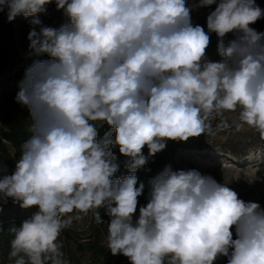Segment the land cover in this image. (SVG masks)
Here are the masks:
<instances>
[{"label": "clouds", "instance_id": "obj_1", "mask_svg": "<svg viewBox=\"0 0 264 264\" xmlns=\"http://www.w3.org/2000/svg\"><path fill=\"white\" fill-rule=\"evenodd\" d=\"M52 3L67 18L58 29L38 18ZM213 5L205 31L186 0H0L9 22L32 17L30 54L49 57L18 83L32 135L13 174L0 177V212L9 198L38 208L10 229L14 264H69L62 231L74 213L104 224L100 209L110 217L108 250L130 264H264V208L211 175L165 166L146 205L138 200L145 184L136 172L149 158L167 141L214 136L218 117L217 129L229 131L225 112L238 111L236 130L246 125L264 141V32L251 27L264 10L255 0L196 8ZM211 33L220 61L206 58ZM95 122L112 131L101 137ZM115 148L129 174L113 179Z\"/></svg>", "mask_w": 264, "mask_h": 264}, {"label": "rangeland", "instance_id": "obj_2", "mask_svg": "<svg viewBox=\"0 0 264 264\" xmlns=\"http://www.w3.org/2000/svg\"><path fill=\"white\" fill-rule=\"evenodd\" d=\"M186 2L193 9L191 13L193 24H199L207 31L206 17L210 11L214 10L215 5L208 8H196L198 0H186ZM255 3L264 10V0H255ZM15 19L9 22L7 10H5L0 20V28L7 29L12 34L20 56L17 68L7 72L3 79L18 73L20 76L15 79L18 84L23 79L26 68L32 64L34 59L40 58L30 54L28 35L25 37L18 31ZM56 21L57 17L55 16L52 22ZM251 27L259 32H264V18L258 20ZM227 38L231 39L233 37L229 34ZM217 43L216 34L211 33L210 45L206 49L208 60H221L217 51ZM224 119L230 125L229 131L217 129V125L220 123L218 117L212 121V128L216 133L214 136L202 134L199 137L190 138L187 142L167 141L166 148L154 156V159H161L155 168L156 175L168 165H171L173 170L196 169L202 174L211 175L217 182L228 185L244 201L257 202L264 208V156L258 157V153L264 151V141H261L259 135L246 125L240 131L236 130L237 124H239L238 111L225 112ZM143 152L148 154L147 147L144 148ZM128 174L119 171L116 178H123ZM149 181L145 182L144 193L138 198L140 205H146L147 203ZM2 208L1 218L23 210L16 203L7 206L2 204ZM100 211L103 214L101 218L104 221V224L101 225H96L92 220L90 211L87 214L74 213V215H79L80 218L74 219L72 225L66 230L71 236V242L73 241L72 247L76 257L82 261L94 260L96 264H130L125 256H113L108 250L107 224L110 222V217L106 215L105 209H100ZM95 245L101 247L102 253L99 259L93 258L92 248Z\"/></svg>", "mask_w": 264, "mask_h": 264}, {"label": "trees", "instance_id": "obj_3", "mask_svg": "<svg viewBox=\"0 0 264 264\" xmlns=\"http://www.w3.org/2000/svg\"><path fill=\"white\" fill-rule=\"evenodd\" d=\"M46 8V13L38 14V18L44 25L58 29L61 25L67 23V18L64 16L62 10H57L55 3L47 5ZM4 13L5 11L0 12V20ZM55 16L57 17V21L53 23L52 21ZM31 19L32 17L25 18L23 16H18L15 19L18 31L25 37L32 27L30 23ZM39 58L48 59L49 57L47 54H44ZM19 60L20 56L16 48L14 37L7 29L0 28V177L13 174L15 164L21 156L20 146L32 135L30 131L31 119L29 110L15 100L19 91L15 79H17L20 74L15 73L14 76L3 79L7 72L17 68ZM95 123L101 137H103L105 132L112 131L104 122ZM113 151L117 157L116 163L119 165L118 172L129 173L127 168L129 158L121 155L118 148L113 149ZM145 155L147 156V154ZM154 158L155 157L149 158L148 163L136 172L138 176V185L140 182L145 184V182L155 177V168L161 159ZM117 173L113 179L116 178ZM11 203H13V201L9 198L3 205L7 206ZM37 211V207H32L27 210H21V212L9 215L5 218L0 217V264L14 263V259H9V253L11 251L10 242L14 238L10 229L12 227L19 228L24 220L30 218ZM90 212L92 220L95 222L94 214L92 211ZM100 213L101 216H103L101 211ZM96 225L101 224L96 223ZM59 239L63 242L62 251L65 254V258L69 261V264H96L94 260L82 261L76 257L72 247L73 241L71 242V236L66 229L62 231ZM92 249L94 254L93 258L99 259L102 253L101 247L95 245ZM216 264H227V258L221 257Z\"/></svg>", "mask_w": 264, "mask_h": 264}, {"label": "bare ground", "instance_id": "obj_4", "mask_svg": "<svg viewBox=\"0 0 264 264\" xmlns=\"http://www.w3.org/2000/svg\"><path fill=\"white\" fill-rule=\"evenodd\" d=\"M252 153V152H251Z\"/></svg>", "mask_w": 264, "mask_h": 264}]
</instances>
